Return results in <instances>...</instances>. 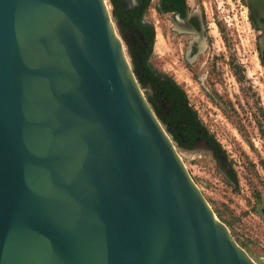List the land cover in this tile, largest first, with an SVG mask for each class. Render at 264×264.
<instances>
[{
	"label": "water",
	"instance_id": "1",
	"mask_svg": "<svg viewBox=\"0 0 264 264\" xmlns=\"http://www.w3.org/2000/svg\"><path fill=\"white\" fill-rule=\"evenodd\" d=\"M110 1L133 69L105 0H0V264H257L161 123L235 184L184 93L146 62L148 0ZM168 10L202 39L184 0Z\"/></svg>",
	"mask_w": 264,
	"mask_h": 264
},
{
	"label": "rangeland",
	"instance_id": "2",
	"mask_svg": "<svg viewBox=\"0 0 264 264\" xmlns=\"http://www.w3.org/2000/svg\"><path fill=\"white\" fill-rule=\"evenodd\" d=\"M105 1L120 36L112 3ZM190 4L203 17V73L192 77L177 67L174 71L171 61L161 65L159 38L152 61L173 72L171 77L219 142L237 183L225 181L210 157L179 151L186 168L217 218L257 264H264V214L260 210L264 206V72L256 55L254 31L242 0H190Z\"/></svg>",
	"mask_w": 264,
	"mask_h": 264
},
{
	"label": "flooded vegetation",
	"instance_id": "3",
	"mask_svg": "<svg viewBox=\"0 0 264 264\" xmlns=\"http://www.w3.org/2000/svg\"><path fill=\"white\" fill-rule=\"evenodd\" d=\"M246 6V10L250 19V24L254 31V40H255V50L256 55L259 61L260 66L264 72V0H242ZM161 0H148L145 11L141 16V19H148L153 26V37L150 43V47L148 49V55L146 58V62L149 63L152 68L156 70L157 73L163 74L166 77L173 76V72L168 73L163 68L159 67L158 64H155L152 61V54L154 51V44L156 39L159 38L161 47L160 53L158 55L159 62L161 65H164V62L171 61L172 69L177 67L183 71H186L190 74V76H197L203 73V69L206 67V61L202 59V56L205 52V31L203 24V17L198 10L191 6L190 0H184V3L187 7V16H189V20L200 23L202 29V39L198 41L199 34L190 30H181L174 25V21L171 15L175 12V10L168 11H158V5ZM113 7V5H112ZM113 9V8H112ZM178 16L180 18L185 17V9H182ZM115 22H118V18L116 14H113ZM117 25V23H116ZM118 28V32L121 35V31ZM125 45L127 47V52L130 57L131 64L133 66L132 56L129 52V43L122 37ZM196 42V43H195ZM176 68V69H177ZM176 69L174 71H176ZM145 93L147 95L152 94V89L145 86ZM191 106V105H190ZM166 131L171 136L173 142L176 144L177 150L182 153L190 154V152L197 153L199 156L210 157L215 165L216 170L222 176V178L231 182L218 168L217 160L212 154V150H207L201 147L194 148H185L177 144L176 139L173 138L172 132H170L166 126L167 123L162 121ZM196 154V155H197ZM223 154L226 158V161L229 163L231 169V163L228 161L224 151ZM233 172V169H232ZM261 212L264 214V206H260Z\"/></svg>",
	"mask_w": 264,
	"mask_h": 264
},
{
	"label": "trees",
	"instance_id": "4",
	"mask_svg": "<svg viewBox=\"0 0 264 264\" xmlns=\"http://www.w3.org/2000/svg\"><path fill=\"white\" fill-rule=\"evenodd\" d=\"M132 65V64H131ZM132 69H133V66H132ZM133 72H134V74H135V76H136V78H137V80H138V82L140 83V85H141V87H142V89H143V91H144V93H145V86L139 81V79H138V77H137V75H136V73H135V71L133 70ZM174 84H175V86L176 87H178L179 88V90H181L183 93H184V95H185V97H186V101H187V105L193 110V112L195 113V117H196V119L198 120V122H199V124H200V126H202L203 127V129L207 132V134H208V136H210L217 144H218V146L220 147V149L222 150V148H221V146H220V144H219V142L215 139V137H214V135L212 134V133H210L209 132V130L206 128V126L204 125V123L202 122V120L198 117V115H197V113H196V111L192 108V106H190V103L188 102V98H187V96H186V93H185V91L183 90V88L172 78V77H168ZM145 95H146V98H147V100H148V102L150 103V105H151V107L153 108V110H154V107H153V105L151 104V102H150V96L149 95H147L146 93H145ZM154 112H155V110H154ZM156 114V113H155ZM156 116H157V114H156ZM158 117V116H157ZM159 118V117H158ZM160 119V118H159ZM161 121V120H160ZM161 123H162V121H161ZM222 152H223V150H222ZM233 176H234V180H235V184H233L232 182H230V184H233V185H236V183H237V180H236V176H235V173L233 172Z\"/></svg>",
	"mask_w": 264,
	"mask_h": 264
}]
</instances>
